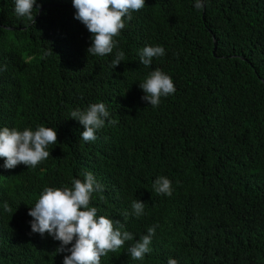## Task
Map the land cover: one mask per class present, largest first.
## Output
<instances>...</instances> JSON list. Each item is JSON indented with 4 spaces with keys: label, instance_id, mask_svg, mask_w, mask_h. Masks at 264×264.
Masks as SVG:
<instances>
[{
    "label": "trees",
    "instance_id": "1",
    "mask_svg": "<svg viewBox=\"0 0 264 264\" xmlns=\"http://www.w3.org/2000/svg\"><path fill=\"white\" fill-rule=\"evenodd\" d=\"M145 2L100 57L86 51L91 33L72 0H36L34 25L17 17L15 0H0V128L58 133L36 167L6 169L0 157V264H58L67 253L59 241H31L24 206L86 172L103 185L91 200L97 215L134 234L101 264H145L162 250L179 264H264V0H204L200 10L195 0ZM146 45L165 49L151 67L139 62ZM116 51L125 60L114 68ZM156 68L176 91L154 108L139 83ZM97 102L117 123L86 143L70 113ZM159 176L172 181L170 197L155 193ZM152 226L151 252L133 260L127 247Z\"/></svg>",
    "mask_w": 264,
    "mask_h": 264
},
{
    "label": "clouds",
    "instance_id": "2",
    "mask_svg": "<svg viewBox=\"0 0 264 264\" xmlns=\"http://www.w3.org/2000/svg\"><path fill=\"white\" fill-rule=\"evenodd\" d=\"M72 3L76 10L75 18L91 33V44L86 50L88 55L100 57L113 53L118 47L115 37L127 27L132 13L142 10L146 5L145 0H72ZM194 6L198 10L203 9L205 2L195 0ZM39 7L42 6L37 5L36 0H15L17 17L26 18L31 25L35 24ZM211 38V52L215 54L213 33ZM164 55L165 49L162 46L146 45L139 54V62L145 67H151L154 58ZM124 60L125 53L116 51L111 66L116 68ZM185 60L188 62L189 58L186 57ZM4 70L6 67L0 68V71ZM171 77L168 70L165 73L159 68L151 71L139 83L144 92L141 99L154 108L158 107L162 97L173 95L176 91ZM109 117L110 113L103 102L92 103L84 110L77 108L70 113V118L83 126L80 138L86 143L98 139L97 132L105 127L106 120L109 125L117 123ZM57 143L58 133L52 127L39 126L35 131L30 128L21 131L4 126L0 128V157L4 158L3 167L13 169L21 164L27 168L36 167L51 155L49 146ZM83 176V180L71 178L67 183L68 187L62 189L52 185L42 187L43 192L24 206V217L31 219V226L26 232L31 241H45L53 245L59 241L57 253H67L55 257L58 264H101L102 256L109 252H119L126 242L134 241V234L123 230L125 225L120 220L97 215L98 210L91 200L95 193L103 191V185L92 172H86ZM153 189L158 195L170 197L173 194L172 181L166 176L157 177L153 182ZM131 207L132 214L136 217L144 215V201L134 200ZM4 208L11 211L6 203ZM124 215L127 218L128 214ZM156 227H149L147 234L127 247L133 260L142 261L151 252L150 245ZM170 254L171 252L159 251L147 259L145 264H179L178 258Z\"/></svg>",
    "mask_w": 264,
    "mask_h": 264
},
{
    "label": "water",
    "instance_id": "3",
    "mask_svg": "<svg viewBox=\"0 0 264 264\" xmlns=\"http://www.w3.org/2000/svg\"><path fill=\"white\" fill-rule=\"evenodd\" d=\"M40 8V7H39Z\"/></svg>",
    "mask_w": 264,
    "mask_h": 264
}]
</instances>
